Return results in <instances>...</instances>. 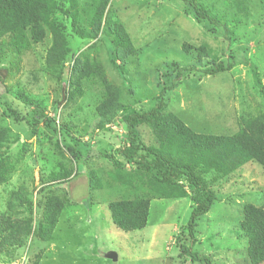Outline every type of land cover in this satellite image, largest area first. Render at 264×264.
Returning a JSON list of instances; mask_svg holds the SVG:
<instances>
[{
    "label": "rangeland",
    "instance_id": "obj_1",
    "mask_svg": "<svg viewBox=\"0 0 264 264\" xmlns=\"http://www.w3.org/2000/svg\"><path fill=\"white\" fill-rule=\"evenodd\" d=\"M78 1L83 24L91 30L88 21L97 0ZM201 1L224 20L232 16V0ZM109 3V16L124 23L135 48L126 73L110 64L111 43L105 35L99 34L96 41L72 33L69 37L76 54L87 51L90 59L99 62L107 84L128 104L126 109L100 118L94 109L101 95L96 86L86 84L81 97L67 102L68 87L63 79L65 74L71 75V64L66 60L60 66L47 65L49 33L32 50L19 56L9 54L0 61V131L6 140L0 148L10 170L0 183V216L30 215L34 224L35 209L18 206L11 193L24 188L34 200L40 187L54 179L60 180L59 187L48 192L59 193L63 199V193H69L74 202L62 211L52 240L32 239L21 247L8 248L9 255L2 254L0 264H190L177 241L185 237L180 232L190 217L188 197L152 199L146 225L125 231L113 224L108 209V202L119 197V189L94 186L95 178L102 181L113 168L99 153H115L119 148L126 136L127 116L155 105L164 84L172 83V62L184 67L192 63L181 48L184 43L204 47L213 59L235 51L236 63L217 74L184 73L164 94V113L177 115L197 132L231 134L239 116L264 110V99L254 81L255 71L264 85V0H245V14L237 16L239 24L230 26L235 36L221 26L196 21L192 13L182 10L180 0ZM28 100L44 107L54 120L55 131L41 123L29 128L24 120H14L8 114V106L21 115L28 113ZM150 128L142 125L138 129L145 143L156 144ZM66 142L79 150V159L72 158ZM64 173L66 176L59 177ZM90 175L94 177L91 187ZM212 188L217 200L198 220L191 249L207 256L210 264H251L239 222L245 204L263 206L264 169L249 162L229 177H219ZM36 253L40 254L38 261ZM109 253H115L116 258Z\"/></svg>",
    "mask_w": 264,
    "mask_h": 264
},
{
    "label": "trees",
    "instance_id": "obj_2",
    "mask_svg": "<svg viewBox=\"0 0 264 264\" xmlns=\"http://www.w3.org/2000/svg\"><path fill=\"white\" fill-rule=\"evenodd\" d=\"M109 1H96L88 21L92 29L87 30L78 0H0V61L9 54L19 56L32 50L33 45L41 44L47 38L46 33H49L51 41L45 56L47 65L60 66L66 60L71 64V75L65 74L63 79L68 87L65 95L67 102L72 103L81 97L86 84L96 86L101 95L94 109L100 118L107 119L118 110L126 109L128 104L123 103L118 92L107 84L99 62L90 59L87 51L76 54L69 37L72 33L73 36L96 41L99 34L105 35L111 43L110 64L119 73H126L135 48L124 23L109 16L106 9ZM180 1L182 10L192 13L196 21L221 26L232 35L234 32L230 26L239 24L240 18L237 16L245 14L247 10L245 0H232V16L224 20L225 17L215 15L212 8L201 0ZM181 48L190 56L192 63L189 67L171 63L174 73L172 83L164 84L154 106L147 109L141 107L127 116L126 136L122 138L119 148L115 153H99L112 162L113 168L108 170L102 181L90 175L89 186L94 179L95 187L119 189L118 199L109 201L108 209L113 224L125 231L141 229L146 225L152 199L188 197L191 201L190 217L180 232L186 238H177L178 247L181 253L190 257V264H210L207 256H199L197 251L191 249L198 220L217 200L212 185L219 177H229L249 162H256L264 169V110L259 114L239 116L237 129L231 134L197 132L177 115L164 113V94L184 73L198 71L217 74L230 70L236 63L235 51L232 50L226 57L213 59L206 54L204 47L184 43ZM258 77L254 71L255 84L264 99V85ZM26 106L31 108L25 115L9 106L8 114L14 120H24L29 128L41 123L55 131L54 120L47 116L40 103L28 100ZM142 125L151 127L156 144L144 142L138 129ZM5 141L4 133L0 131V145ZM66 148L73 159L80 158L75 146L66 142ZM5 155L0 148V183L10 172ZM62 176L66 174L59 175ZM59 182L54 179L42 185L34 200L29 198L24 188L11 193L12 201L17 202L18 206L26 204L29 209H35V221L33 224L30 215L21 214L14 218L11 215L0 216V256L9 255L8 248L21 247L27 240L43 243L52 240L62 211L65 206L71 205L69 203H74L69 193H63V199L59 193L48 192L49 188L59 187ZM262 196L264 201V190ZM239 231L247 238L250 263L264 264V203L263 206L252 203L244 205ZM35 255L38 261L40 254Z\"/></svg>",
    "mask_w": 264,
    "mask_h": 264
},
{
    "label": "water",
    "instance_id": "obj_3",
    "mask_svg": "<svg viewBox=\"0 0 264 264\" xmlns=\"http://www.w3.org/2000/svg\"><path fill=\"white\" fill-rule=\"evenodd\" d=\"M108 256L111 257L113 260L116 258L115 253H109Z\"/></svg>",
    "mask_w": 264,
    "mask_h": 264
}]
</instances>
